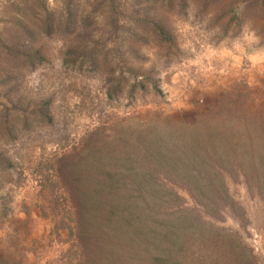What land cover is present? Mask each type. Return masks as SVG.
Masks as SVG:
<instances>
[{"label": "rangeland", "instance_id": "rangeland-1", "mask_svg": "<svg viewBox=\"0 0 264 264\" xmlns=\"http://www.w3.org/2000/svg\"><path fill=\"white\" fill-rule=\"evenodd\" d=\"M0 117V264H77L81 204L137 193L264 264V0H0Z\"/></svg>", "mask_w": 264, "mask_h": 264}, {"label": "trees", "instance_id": "trees-1", "mask_svg": "<svg viewBox=\"0 0 264 264\" xmlns=\"http://www.w3.org/2000/svg\"><path fill=\"white\" fill-rule=\"evenodd\" d=\"M5 119L0 117V124L6 123ZM82 195L88 197V194ZM135 196L127 208V221L120 222L121 226L100 220L97 210H102V201L95 194L81 204L82 231L77 244L81 253L77 264H211L203 255L191 256L189 248L195 237L205 239L209 236L204 225L179 228L177 224L160 222L157 217L163 203L157 198L151 201L154 196L149 194L147 198V193ZM87 217L88 221L83 222ZM183 229L185 238L179 241V230Z\"/></svg>", "mask_w": 264, "mask_h": 264}]
</instances>
